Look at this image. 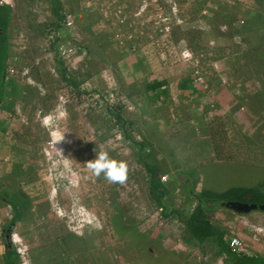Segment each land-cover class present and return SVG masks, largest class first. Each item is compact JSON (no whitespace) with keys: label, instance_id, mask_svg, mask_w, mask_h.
<instances>
[{"label":"rangeland","instance_id":"rangeland-1","mask_svg":"<svg viewBox=\"0 0 264 264\" xmlns=\"http://www.w3.org/2000/svg\"><path fill=\"white\" fill-rule=\"evenodd\" d=\"M88 1V12L60 28L51 0L8 5L0 264L5 234L21 264H227L214 238L197 243L163 216L140 155L162 171L169 209L196 204L179 183L199 192L264 181V0H145L147 40L133 51L116 38L143 0H61L69 12ZM160 12L164 37L153 23ZM156 80L158 89L148 87ZM101 150L128 163L126 183L87 168ZM208 215L239 240L236 249L264 256V211Z\"/></svg>","mask_w":264,"mask_h":264},{"label":"trees","instance_id":"trees-1","mask_svg":"<svg viewBox=\"0 0 264 264\" xmlns=\"http://www.w3.org/2000/svg\"><path fill=\"white\" fill-rule=\"evenodd\" d=\"M51 2L52 11L57 17V23L54 26L56 28H60L63 25L62 21L64 18V7L61 0H51ZM11 17V8L8 5L0 6V104L4 101L7 89L6 72L7 60L9 56L8 29L11 22ZM63 77L69 79V77L65 75H63ZM147 85L151 89H158L162 85V82L156 80L148 83ZM106 110L115 117L116 123L118 122V124H120V131L122 135L124 137L129 136L123 127L124 121L120 115L116 112H111L107 107ZM138 144L141 151L144 144L142 142H138ZM140 156L147 173L148 187L155 203L161 209L164 217H169L172 214L176 217V219L183 225L184 229L188 233L189 239L194 240L197 243H203L209 238H214L215 246L225 258L227 264H264V256L262 254H248L243 250L234 248L226 239L227 232L225 228L220 224L214 223L208 215V210L222 207L220 203L226 200H242L255 203H264V191L262 190L264 181L253 186L230 187L224 191H214L204 187L199 192H194L193 189H187V184L185 182L179 183L178 188L184 187L183 189L186 196L192 194V196H194L196 199V204L189 211H185L183 208L169 209L167 205V195L170 192V188L161 181L160 173L162 171H160L159 166L146 161L142 155ZM215 156L219 159H228L224 158V156L217 155V153ZM13 212L14 217H17V204H13ZM68 241L65 238H62V245L67 246ZM4 246V263L21 264L13 243L5 238Z\"/></svg>","mask_w":264,"mask_h":264},{"label":"built area","instance_id":"built-area-1","mask_svg":"<svg viewBox=\"0 0 264 264\" xmlns=\"http://www.w3.org/2000/svg\"><path fill=\"white\" fill-rule=\"evenodd\" d=\"M144 1L145 0H143V4H141V6L136 9L133 15H129L128 19L123 17L125 21V26L123 30H120L116 38L120 44L118 46L119 48L122 47V50L133 51L135 50L136 47H138L139 42L143 40H147L144 36V31L147 28V23L149 19L146 18V15H147L146 14V4L144 3ZM10 4H11V0H0V6L10 5ZM93 6L95 8H98V11H99L98 13L100 15H102V12L104 14H107V7L104 6L103 3H99V2L93 3ZM89 7H91V4L88 1L86 6H84V3H81L80 9H78L77 11H74V12H69L68 10L63 11V17H64L62 21L63 24L67 25L68 27H72L74 25L75 18L77 16L83 15V11L88 12ZM115 9H116L115 6H111V8L108 10V14L111 15ZM79 11H81L82 13H80ZM156 16L158 20L157 22H153V23L157 24V31L164 37L166 36L169 30L168 16L164 12H160ZM73 49H74L73 47L65 46V45H61L59 47L60 53L65 56H69V54L73 53ZM188 56H189V53L186 50H183L182 58H185ZM161 181H164V178L162 176H161ZM229 242L234 247L239 242V240L237 238H233Z\"/></svg>","mask_w":264,"mask_h":264},{"label":"clouds","instance_id":"clouds-1","mask_svg":"<svg viewBox=\"0 0 264 264\" xmlns=\"http://www.w3.org/2000/svg\"><path fill=\"white\" fill-rule=\"evenodd\" d=\"M64 136L55 141H63ZM87 168L97 177L103 176L113 184H124L128 179L129 166L124 160L114 158L107 150L96 151L94 159L87 161ZM15 242V241H14Z\"/></svg>","mask_w":264,"mask_h":264},{"label":"water","instance_id":"water-1","mask_svg":"<svg viewBox=\"0 0 264 264\" xmlns=\"http://www.w3.org/2000/svg\"><path fill=\"white\" fill-rule=\"evenodd\" d=\"M220 204L222 207L228 208L239 214H247L253 210L264 211V203H255L242 200H226L222 201ZM7 237L8 234H6V239Z\"/></svg>","mask_w":264,"mask_h":264},{"label":"flooded vegetation","instance_id":"flooded-vegetation-1","mask_svg":"<svg viewBox=\"0 0 264 264\" xmlns=\"http://www.w3.org/2000/svg\"><path fill=\"white\" fill-rule=\"evenodd\" d=\"M11 226H9V228H10ZM7 231H8V229H7ZM6 235V234H5Z\"/></svg>","mask_w":264,"mask_h":264},{"label":"crops","instance_id":"crops-1","mask_svg":"<svg viewBox=\"0 0 264 264\" xmlns=\"http://www.w3.org/2000/svg\"><path fill=\"white\" fill-rule=\"evenodd\" d=\"M12 15H13V13H12ZM13 17V16H12ZM12 17H11V19H12Z\"/></svg>","mask_w":264,"mask_h":264}]
</instances>
